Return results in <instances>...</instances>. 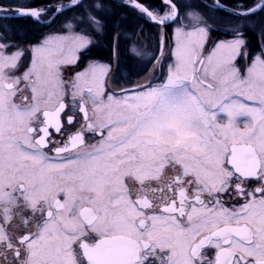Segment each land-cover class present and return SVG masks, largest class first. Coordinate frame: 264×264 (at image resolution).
<instances>
[{
    "label": "snow or ice",
    "instance_id": "obj_1",
    "mask_svg": "<svg viewBox=\"0 0 264 264\" xmlns=\"http://www.w3.org/2000/svg\"><path fill=\"white\" fill-rule=\"evenodd\" d=\"M0 264H264V0H0Z\"/></svg>",
    "mask_w": 264,
    "mask_h": 264
},
{
    "label": "flooded vegetation",
    "instance_id": "obj_2",
    "mask_svg": "<svg viewBox=\"0 0 264 264\" xmlns=\"http://www.w3.org/2000/svg\"><path fill=\"white\" fill-rule=\"evenodd\" d=\"M36 2H38V3H39V2H41V0H36Z\"/></svg>",
    "mask_w": 264,
    "mask_h": 264
}]
</instances>
